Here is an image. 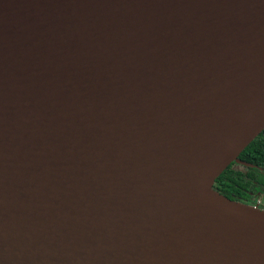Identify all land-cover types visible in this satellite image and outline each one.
<instances>
[{
  "label": "water",
  "instance_id": "water-1",
  "mask_svg": "<svg viewBox=\"0 0 264 264\" xmlns=\"http://www.w3.org/2000/svg\"><path fill=\"white\" fill-rule=\"evenodd\" d=\"M263 130L264 0H0V264H264Z\"/></svg>",
  "mask_w": 264,
  "mask_h": 264
},
{
  "label": "trees",
  "instance_id": "trees-1",
  "mask_svg": "<svg viewBox=\"0 0 264 264\" xmlns=\"http://www.w3.org/2000/svg\"><path fill=\"white\" fill-rule=\"evenodd\" d=\"M238 160L251 164L252 169L242 173L233 169L234 163L229 165L216 179L213 189L232 201L242 202L264 183V177L257 173L264 171V130L242 151Z\"/></svg>",
  "mask_w": 264,
  "mask_h": 264
},
{
  "label": "flooded vegetation",
  "instance_id": "flooded-vegetation-1",
  "mask_svg": "<svg viewBox=\"0 0 264 264\" xmlns=\"http://www.w3.org/2000/svg\"><path fill=\"white\" fill-rule=\"evenodd\" d=\"M231 164H233L234 170L240 171L242 173H245L248 170L252 169L251 164L241 162L238 160V158H237V160L233 161ZM257 173H260L264 177V171L262 169L257 171ZM259 185H260L259 190L256 191L255 193L251 194V196L249 197L248 200L245 199L242 202H237V203H242V204H245V205H248L251 207L258 208V209L263 211L264 210V183H260Z\"/></svg>",
  "mask_w": 264,
  "mask_h": 264
},
{
  "label": "built area",
  "instance_id": "built-area-1",
  "mask_svg": "<svg viewBox=\"0 0 264 264\" xmlns=\"http://www.w3.org/2000/svg\"><path fill=\"white\" fill-rule=\"evenodd\" d=\"M255 208V207H254ZM264 211V210H263Z\"/></svg>",
  "mask_w": 264,
  "mask_h": 264
}]
</instances>
